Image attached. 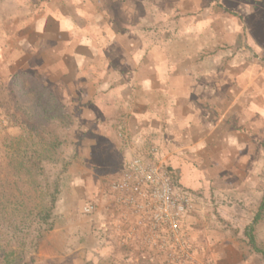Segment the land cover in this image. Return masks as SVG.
Returning a JSON list of instances; mask_svg holds the SVG:
<instances>
[{
  "label": "rangeland",
  "instance_id": "obj_1",
  "mask_svg": "<svg viewBox=\"0 0 264 264\" xmlns=\"http://www.w3.org/2000/svg\"><path fill=\"white\" fill-rule=\"evenodd\" d=\"M90 1L89 5L88 0H0V174L15 140L39 122L47 121V129L79 141L77 158L62 182L56 227L67 224L58 211L67 208L63 194L76 174L71 170L83 159L87 130L94 118L107 113L99 104L84 101L106 89L100 86L109 76L102 65L108 58L104 48L190 46L203 50L204 56L210 49L220 58L222 77L234 58L241 65L237 74L243 64L251 66L252 98L264 90V0ZM219 131L224 136L223 128ZM253 139L255 147L250 151L220 143L213 150L199 151L196 159L192 152L164 158L160 150L174 184L193 196L190 221L183 226L194 245L192 233L211 245L235 243L242 253H256L247 236L253 228L256 244L264 251V209L260 210L264 142L258 136ZM152 147L160 148L156 143ZM93 153L96 158L100 154ZM96 176V186L107 191L108 181L117 174L99 169ZM86 202L81 197L76 206L81 219L87 216L82 211ZM257 214L261 219L255 223ZM51 236L45 234L41 244L47 240V252L42 255L39 247L32 255L33 264H59L49 257ZM196 248L213 264L207 250ZM122 249L123 261L117 264H154L136 263L131 260L135 249Z\"/></svg>",
  "mask_w": 264,
  "mask_h": 264
},
{
  "label": "crops",
  "instance_id": "obj_2",
  "mask_svg": "<svg viewBox=\"0 0 264 264\" xmlns=\"http://www.w3.org/2000/svg\"><path fill=\"white\" fill-rule=\"evenodd\" d=\"M104 49L108 58H103L102 65L109 76L100 86L106 89L84 101L99 104L101 112L107 113L94 118L83 141V159L71 170L76 174L63 194L67 208L58 211L66 227L58 223L51 231L54 240L49 257L59 264H117L123 261L122 248L128 246L135 249L131 260L151 262L148 253L113 230L110 196L96 186L99 169L119 175L131 156L147 154L154 143L160 146L152 147L158 149L157 158L164 161L161 152L164 158L192 152L196 159L199 151L221 144L250 151L255 147L254 136L264 142V90L252 98L248 89L251 66L243 64L242 73L237 74L241 65L233 58L222 77L220 58L210 49L206 56L190 46L113 45ZM94 151L100 152L97 158L102 161ZM81 197L96 207L93 215L82 219L78 217L81 210H76ZM185 220L188 223L190 217ZM192 237L196 247L210 253L213 264H264L262 255L242 253L235 243L216 246L195 233ZM47 243L39 248L42 255ZM203 244L208 248L204 250Z\"/></svg>",
  "mask_w": 264,
  "mask_h": 264
},
{
  "label": "trees",
  "instance_id": "obj_3",
  "mask_svg": "<svg viewBox=\"0 0 264 264\" xmlns=\"http://www.w3.org/2000/svg\"><path fill=\"white\" fill-rule=\"evenodd\" d=\"M41 123L26 128L15 140L0 174L1 264H33V253L56 227L62 182L77 158L79 141L47 129V121ZM260 219L257 214L255 223ZM247 236L255 252L264 257L253 228Z\"/></svg>",
  "mask_w": 264,
  "mask_h": 264
},
{
  "label": "built area",
  "instance_id": "obj_4",
  "mask_svg": "<svg viewBox=\"0 0 264 264\" xmlns=\"http://www.w3.org/2000/svg\"><path fill=\"white\" fill-rule=\"evenodd\" d=\"M157 156V148L131 156L125 170L108 181L113 230L156 264H212L198 255L183 226L193 196L174 184ZM82 211L91 216L96 207L87 204Z\"/></svg>",
  "mask_w": 264,
  "mask_h": 264
}]
</instances>
